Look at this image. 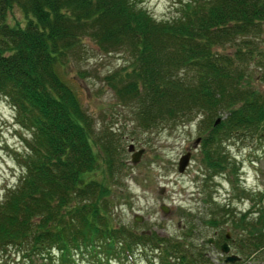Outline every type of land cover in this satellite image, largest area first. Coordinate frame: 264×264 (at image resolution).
Segmentation results:
<instances>
[{
	"label": "trees",
	"instance_id": "trees-1",
	"mask_svg": "<svg viewBox=\"0 0 264 264\" xmlns=\"http://www.w3.org/2000/svg\"><path fill=\"white\" fill-rule=\"evenodd\" d=\"M172 6L173 15L157 20L140 0H0V97L30 134L22 175L0 200V252L13 250L27 264H77L98 253L108 264L112 255L123 259L140 247L147 264H211L194 243L200 226L194 218L178 236L111 222L110 186L121 164L115 145L103 139L98 146L90 118L57 71L82 58L85 38L103 53L127 52L128 70L109 77L116 78L109 81L115 98L133 109L142 130L198 116L200 160L220 173L226 158L220 145L232 132L264 131V97L243 78L264 0ZM14 9L21 19L10 24ZM225 46L232 50L217 49ZM199 219L213 228L218 247L226 240L243 258L264 259L261 207L236 211L211 201ZM224 228L234 237L227 240Z\"/></svg>",
	"mask_w": 264,
	"mask_h": 264
},
{
	"label": "rangeland",
	"instance_id": "rangeland-1",
	"mask_svg": "<svg viewBox=\"0 0 264 264\" xmlns=\"http://www.w3.org/2000/svg\"><path fill=\"white\" fill-rule=\"evenodd\" d=\"M173 1L140 0V5L158 20L174 14ZM12 15L7 18L8 23L20 21L18 10L14 9ZM249 38L252 45L247 51H251V56L243 66L246 74L243 78H248L245 83L264 97V23L262 29ZM82 41L86 48L82 58L64 63L57 67V71L90 118L98 146L103 139L115 145L114 157L121 164H115L118 171L110 186L107 210L111 222L136 232L153 231L159 236H178L190 224L186 222L187 219L194 218V224L200 223L199 228L195 226L199 231L194 243L205 251L211 264H264L261 255L255 259L243 258L231 243L228 244L227 253L220 251L212 237L213 228L201 224L199 219L208 212L211 201L219 205L228 203L236 211H253L258 207L264 211V131L253 134L232 132L220 145L226 156L222 163L223 169L220 173H211L200 160L202 131L197 126L199 117L140 129L133 118V109L119 102L109 86L112 79L110 75L128 70L131 56L124 51L103 53L90 40L85 38ZM217 49L229 52L232 47ZM245 49L242 46V50ZM221 114V119H224L226 113ZM29 136V130L19 123L9 100L1 96L0 200L5 190L15 186L22 175L20 158L27 152L25 141ZM129 143L133 144L135 150L142 149L135 163L130 161V153L127 151ZM186 152L190 154L188 163L182 172H178V158ZM230 168L236 172V177ZM208 194L211 195V201L206 199ZM161 206L166 208L165 213L161 211ZM134 214L141 221H134ZM194 232L197 233L196 230ZM223 232L228 233L229 240L234 237L227 228ZM209 238H212V242L204 243ZM222 243L220 241L218 244ZM232 254L239 258L232 263L225 262V255ZM99 255H85V259L78 260L77 264H103L104 260H98ZM148 257L139 247L123 259L112 255L108 264H147ZM22 263L27 264L21 261L15 251L8 249L0 252V264Z\"/></svg>",
	"mask_w": 264,
	"mask_h": 264
},
{
	"label": "water",
	"instance_id": "water-1",
	"mask_svg": "<svg viewBox=\"0 0 264 264\" xmlns=\"http://www.w3.org/2000/svg\"><path fill=\"white\" fill-rule=\"evenodd\" d=\"M218 121H219V119H216L215 120V122H218ZM197 141H198V139H196L194 141L195 144H196ZM127 151L130 152V161L132 163H135L137 161L138 157L140 156V154L142 153V149L135 150L132 143H129L127 145ZM189 156H190L189 152H186L185 154L181 155L178 158V161H177V170H178V172H182L184 170V168L186 167V165L188 163ZM160 209H161V211L163 213L166 212V208L164 206H161ZM133 220L139 222V221H141V218L138 215L134 214L133 215ZM225 237L228 238V233L225 234ZM211 241H212V239L209 238L208 239V242L210 243ZM220 250L222 252H224V253L225 252L227 253V251H228V245L226 243H222L220 245ZM237 259H238V257L236 255L232 254V255H229V256L226 255L225 258H224V261L225 262L232 263V262H234Z\"/></svg>",
	"mask_w": 264,
	"mask_h": 264
}]
</instances>
